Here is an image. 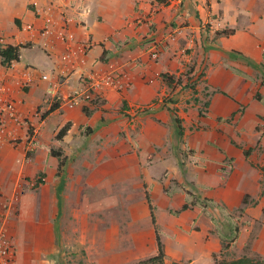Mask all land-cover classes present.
Returning a JSON list of instances; mask_svg holds the SVG:
<instances>
[{
  "label": "crops",
  "instance_id": "crops-1",
  "mask_svg": "<svg viewBox=\"0 0 264 264\" xmlns=\"http://www.w3.org/2000/svg\"><path fill=\"white\" fill-rule=\"evenodd\" d=\"M62 28L71 43L58 39ZM8 46L18 47V60L0 58V102L15 109L0 140V201L10 205L13 264L65 262L62 202L75 193L82 203L83 181L97 188L104 174L90 164L75 175L85 159L106 162L107 207L121 188L117 174L126 186L142 178L149 224L128 240L148 238L155 257L159 237L164 264H214L229 240L236 259L264 257V0H0V48ZM70 46L77 55L64 60ZM110 67L122 75V90L79 103L81 78ZM54 97L63 103L42 118ZM173 116L183 120L192 150L185 159L155 150L172 142ZM145 122L157 137H146ZM66 123L72 127L57 140ZM123 130L119 153H84L92 139L97 147L109 131ZM171 179L177 185L168 188ZM133 189L123 200L139 195Z\"/></svg>",
  "mask_w": 264,
  "mask_h": 264
},
{
  "label": "rangeland",
  "instance_id": "rangeland-1",
  "mask_svg": "<svg viewBox=\"0 0 264 264\" xmlns=\"http://www.w3.org/2000/svg\"><path fill=\"white\" fill-rule=\"evenodd\" d=\"M195 99L196 98L192 97L189 101H197ZM200 109L202 111L204 110L203 104ZM175 119L176 118L173 116L172 120ZM177 120L182 132H179L176 124L172 136V142L167 143L163 148L160 147L155 150L156 153H159L160 151H163V153L171 152L176 157L180 156L185 159L192 154V150L188 147V141L184 140L186 129L182 127L183 120L178 118ZM144 125H148L146 127L147 138L157 137L159 130L155 124L145 122ZM117 133L118 134L116 135L115 132L109 131L108 135H106L108 140H105L103 145H98L97 147H94L92 144L97 139H92L91 143H86L84 145L86 151L84 153H89L91 156L94 152L101 155L111 152L112 150H116L117 153H119L120 150L123 149L122 146L124 139H126V132L123 130L118 131ZM88 134L89 133L87 132L86 137H88ZM10 141L16 143V140L14 139L9 140L8 142L10 143ZM148 152L151 153V157H154V151L151 148L148 149ZM90 164H93L94 168L99 170V174L104 173V177L99 175L101 178H98V180L100 182L103 181L105 187L103 188V183L99 182L97 188H95V185L91 188L92 179L84 180L83 185L86 186V189L83 190L80 197L82 203L79 202V204H76L75 193L68 194L67 199L63 200V208L60 210L61 217L63 216L66 220L64 226H61V235L63 234L66 237V247L63 248L65 262L63 264H138L141 261L150 259L153 256H150L149 251L147 250L151 244V241L148 240V238H146V241H141L140 243L128 240L129 238L131 239L128 234L142 237L141 225L144 221L148 222L149 220L150 211L148 207L146 208L145 204H143V200H140V196L141 198H144L145 195V197L147 196L148 198L147 203L150 205L146 190L147 186L145 184L141 185L142 178L138 179L135 184H130V182H128V185L126 186L123 183L125 180L122 178L123 176L117 174L114 181H116V185L121 188H118L115 192L116 199L112 203V207H107L105 204V199L107 197V178L105 177L104 172L106 162L100 160L95 163L92 162L91 159L90 162L89 159H85L82 165H79L77 168L75 175H79L81 171H90L88 170ZM170 182V184L166 185L168 188H171L172 184L177 185L175 179H171ZM32 185L35 186V182H33ZM131 185L137 188V190L133 189V191L139 195L135 198L130 196V198L127 197V199L123 200V197H125V195H123L124 189L127 187L129 188ZM91 197H93V208L89 210L88 208L90 206ZM88 199V203H85ZM76 212L77 217L74 219L76 226L72 225L71 227L70 223L73 221ZM151 212L153 213L152 210ZM136 220H140L139 224L135 222ZM1 225L2 223L0 222V227ZM230 243L231 240L222 243L220 252L213 257L214 262L236 259L233 252L229 249ZM142 244H144V247ZM145 248L146 254L141 256L142 251L140 250ZM162 264H164V262Z\"/></svg>",
  "mask_w": 264,
  "mask_h": 264
},
{
  "label": "built area",
  "instance_id": "built-area-1",
  "mask_svg": "<svg viewBox=\"0 0 264 264\" xmlns=\"http://www.w3.org/2000/svg\"><path fill=\"white\" fill-rule=\"evenodd\" d=\"M44 28H43V33L48 34L50 33L49 27L52 24V20L49 16H47L44 19ZM26 31H31L33 30V27L31 25H27L25 27ZM67 33L63 31V28L60 29V32H57V37L62 43H67L70 41V43L73 41L72 37L66 35ZM85 49H80L78 50V53L82 54ZM158 52L159 48L157 46H154L152 51H151V58L156 59L158 57ZM76 56L77 51L75 49H72V47L66 48V53L63 55V59L66 60L70 56ZM13 61H10L8 63L9 65ZM81 83L83 86V91L81 93L80 97V102L81 104L90 102L94 96L98 95V93L101 92L103 89H110L113 91H121L124 82L122 81V75L113 71L112 67H110L109 71L107 72H102L99 74H92L90 73L89 75H85L84 77L81 78ZM52 103H57L60 107V105L63 103L58 97H54V100ZM1 104V102H0ZM78 103L73 100L68 101V106L73 107L76 106ZM15 113L14 106L11 103H2L0 105V140L2 139V135L5 132V124H6V119L10 116H12ZM18 122V121H16ZM9 140L10 136H9ZM8 141V140H6ZM15 197L13 195L12 200H15ZM9 201V202H10ZM9 208L10 205L3 203L0 201V222L2 223L0 227V264H13L15 260V251L14 248L9 240L8 237V231H7V222L6 219L9 214Z\"/></svg>",
  "mask_w": 264,
  "mask_h": 264
},
{
  "label": "trees",
  "instance_id": "trees-1",
  "mask_svg": "<svg viewBox=\"0 0 264 264\" xmlns=\"http://www.w3.org/2000/svg\"><path fill=\"white\" fill-rule=\"evenodd\" d=\"M17 51H18V47L8 46L4 49L0 48V58L2 59V63L8 64V63H10V61H17L18 60ZM58 107H59V105L57 103H52L50 105L49 110L42 115V118H44L45 116H47L49 113L53 112L54 110L58 109ZM83 111L85 112L86 115L88 114V112L85 108ZM175 123L178 126L179 132H182V129L179 126V122L177 119H175ZM71 127H72L71 123H66L57 133L56 139L61 140L62 138H64L67 135V133ZM51 154L55 157L61 156L60 153H56L53 151H51ZM183 208L186 209L187 206H184ZM150 216H151V220L153 223L154 222L153 215L151 214ZM156 244H157V255L153 258H150V259L144 261V262H141L140 264H153V263L162 264L163 263L164 250H163V246L160 242V239L157 236H156ZM169 264H177V263L172 262ZM214 264H264V257H241V258L233 259V260L215 261Z\"/></svg>",
  "mask_w": 264,
  "mask_h": 264
}]
</instances>
